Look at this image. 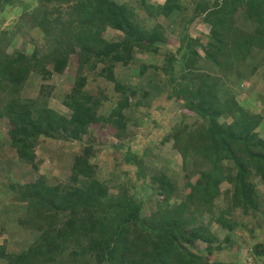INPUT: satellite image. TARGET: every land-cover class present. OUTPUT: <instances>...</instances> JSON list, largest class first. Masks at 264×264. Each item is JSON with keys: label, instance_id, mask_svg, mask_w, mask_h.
I'll use <instances>...</instances> for the list:
<instances>
[{"label": "trees", "instance_id": "obj_1", "mask_svg": "<svg viewBox=\"0 0 264 264\" xmlns=\"http://www.w3.org/2000/svg\"><path fill=\"white\" fill-rule=\"evenodd\" d=\"M17 1L0 0L1 22ZM41 1L14 23L43 33L29 35L30 51L0 41V264H247L264 253V92L258 111L237 97L264 66V0H141L143 19L125 0ZM196 19L206 30L193 35ZM67 66L61 91L25 89ZM91 81L111 93L93 94ZM161 95L182 104L156 144L171 142L176 169L150 142L131 145L143 124L133 113ZM60 141L79 147L66 175L50 177L37 150ZM105 148L118 165L108 174ZM17 163L31 181L12 176Z\"/></svg>", "mask_w": 264, "mask_h": 264}, {"label": "rangeland", "instance_id": "obj_2", "mask_svg": "<svg viewBox=\"0 0 264 264\" xmlns=\"http://www.w3.org/2000/svg\"><path fill=\"white\" fill-rule=\"evenodd\" d=\"M129 5H132L138 16L143 19L146 15V11L142 7L140 1L141 0H125ZM151 4L156 5L158 2H161V0H149ZM38 2L40 3V6L38 5ZM42 3L48 4L45 2H40V0H18L14 8L9 12L7 17L4 19L5 21L0 20V29H5V33L0 34V41L5 43L7 46V50H12V48H21L23 47V41H26V44L24 45V48L26 50L32 49V43L29 41L31 34H33L36 38H39L40 36H43V33L40 31L37 32V28L30 30L29 26L25 24L24 21H22V27L20 30H17L14 23L19 20L18 16L19 14L25 9L30 11L31 6L33 5V10H36V13H40V9L43 7ZM50 8V5L48 6ZM1 18V16H0ZM159 20L161 21L162 25H165L168 21L165 18L160 17ZM14 21V22H13ZM13 22V23H12ZM12 23V25L10 24ZM206 28L202 21L199 19H196L192 25L189 27L188 32L191 34L198 35L199 33L205 32ZM32 32V33H31ZM30 33V34H28ZM178 34H179V27H176L173 29L172 32H168V42L167 44L162 43V45L165 48H169L170 50H175L176 46L178 45ZM40 42H42V39H39ZM9 45V46H8ZM138 60L151 62L157 60L156 56H151L148 54H136ZM160 59V58H159ZM67 66V68L61 73V74H55L52 78L49 79V81H41L40 78L37 77L33 78L32 83L27 85L25 89L32 93L33 95L40 93V87L41 82L43 83H49L54 84L56 86L57 91H61L64 86H68L72 84V76L73 74L71 72H68L67 70L70 69V67ZM136 68V67H135ZM264 70V66H262L258 72V74H255V77H252L251 81L248 85L242 84L241 90L238 91L237 97L244 102L250 103L253 109H256L257 111L261 108V102L259 101V94L264 92V85L262 82V79L260 80V77L262 75V71ZM136 70L130 71L129 73H124L123 77L132 75L131 72L135 73ZM133 81L135 80L132 79ZM131 80V81H132ZM260 80V81H259ZM89 89L93 94H96L99 90H103L105 94H110L111 90L108 86H103V84L98 85L96 82L91 81L89 84ZM58 103H54V105H57ZM110 106V102H109ZM148 107V108H147ZM182 110V104L169 100H164V97L161 95L157 97L156 99L152 100L150 103L147 104L145 107H140V109H137L138 114L133 113L134 118H140L142 120V125L139 126V134L144 137L148 136L147 139H143L141 141V135L139 136L138 140L132 141L131 145L134 148L136 143H139V145H143L144 143H151V149L152 151L155 150L154 153L160 152L166 155L169 159L172 158L174 164H171V167L177 168V164L179 163V156L178 154L173 150L171 146V142H163L161 146L156 145L159 144V141L162 139V136L164 132L168 130L172 124L178 120L180 117V113ZM137 120V119H135ZM262 123L259 125L257 130L259 131V134L264 137V116L262 118ZM3 127V126H2ZM102 129V128H101ZM2 133H0V138H2V141H6L7 137L4 135L5 129L2 128ZM4 130V131H3ZM103 131V129L101 130ZM96 132L97 136H99V132L94 130ZM150 132V133H149ZM149 133V135H148ZM146 136V137H147ZM107 140L109 142H112L111 135H107ZM144 137V138H146ZM98 139V138H96ZM151 140V141H150ZM152 142H155L154 144ZM56 145H51L48 148L45 147V145H41L40 149L37 150V156L42 160L41 162V172L47 174L48 176L52 177L55 175H60L61 177L66 175L67 167L69 164V161L71 159V156L73 153H75L79 147V145H73V144H63L61 141L55 143ZM105 152L102 155L101 163L102 168H104L105 172L110 173V171L113 170L114 166H118L115 164L113 159V149L112 148H105ZM159 156V155H158ZM152 157V156H151ZM154 157V156H153ZM155 160V159H154ZM30 170L29 165L27 164H21L17 163L16 165L12 166L11 174H21V180L23 182H29L31 181V175L28 172ZM59 177V176H58ZM60 177V178H61ZM257 180V179H256ZM257 182V181H256ZM257 187L259 188L260 192H263L264 194V184L257 182ZM14 218H12L11 221H6L7 227L13 225ZM1 227L0 231V243L3 242L4 238L9 237V232L3 231ZM14 227H10V232L14 233L13 230ZM19 231V230H18ZM22 233V230L21 232ZM237 233V232H236ZM239 234V233H238ZM19 239V237H18ZM21 241V238L19 239ZM22 242V241H21ZM11 247H17V242H13L10 246ZM203 245L200 244L198 249L202 250Z\"/></svg>", "mask_w": 264, "mask_h": 264}, {"label": "crops", "instance_id": "obj_3", "mask_svg": "<svg viewBox=\"0 0 264 264\" xmlns=\"http://www.w3.org/2000/svg\"><path fill=\"white\" fill-rule=\"evenodd\" d=\"M262 241V248H264V239ZM247 264H264V253L258 255L257 257L250 256L246 259Z\"/></svg>", "mask_w": 264, "mask_h": 264}]
</instances>
